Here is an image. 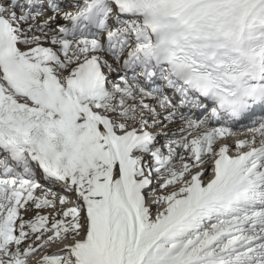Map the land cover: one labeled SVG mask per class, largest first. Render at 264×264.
I'll return each mask as SVG.
<instances>
[{"label":"snow or ice","instance_id":"obj_1","mask_svg":"<svg viewBox=\"0 0 264 264\" xmlns=\"http://www.w3.org/2000/svg\"><path fill=\"white\" fill-rule=\"evenodd\" d=\"M0 264H264V0H0Z\"/></svg>","mask_w":264,"mask_h":264},{"label":"bare ground","instance_id":"obj_2","mask_svg":"<svg viewBox=\"0 0 264 264\" xmlns=\"http://www.w3.org/2000/svg\"><path fill=\"white\" fill-rule=\"evenodd\" d=\"M26 218H29V217H26Z\"/></svg>","mask_w":264,"mask_h":264},{"label":"rangeland","instance_id":"obj_3","mask_svg":"<svg viewBox=\"0 0 264 264\" xmlns=\"http://www.w3.org/2000/svg\"><path fill=\"white\" fill-rule=\"evenodd\" d=\"M54 251V249H52Z\"/></svg>","mask_w":264,"mask_h":264}]
</instances>
